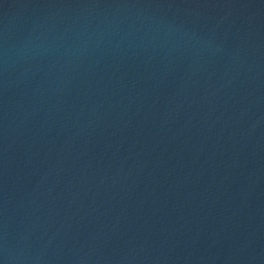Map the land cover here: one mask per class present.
<instances>
[{
    "label": "water",
    "instance_id": "95a60500",
    "mask_svg": "<svg viewBox=\"0 0 264 264\" xmlns=\"http://www.w3.org/2000/svg\"><path fill=\"white\" fill-rule=\"evenodd\" d=\"M0 264H264V0H0Z\"/></svg>",
    "mask_w": 264,
    "mask_h": 264
}]
</instances>
